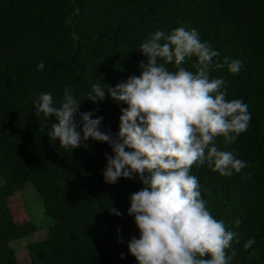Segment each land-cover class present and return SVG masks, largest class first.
<instances>
[{"label": "trees", "instance_id": "1", "mask_svg": "<svg viewBox=\"0 0 264 264\" xmlns=\"http://www.w3.org/2000/svg\"><path fill=\"white\" fill-rule=\"evenodd\" d=\"M177 27L197 29L219 51L220 62L243 61L239 73L225 63L210 75L224 78L227 99L248 105L251 120L238 140L215 141L247 166L224 176L205 162L194 164L192 173L212 214L238 234L226 250L235 252L231 264H264V0H0V264H17L11 242L37 229L18 222L10 206L26 181L54 222L45 241L29 245L28 264H138L128 242L139 237V228L127 209L142 182H106L110 145L90 139L72 150L53 142L48 132L55 118L36 115L34 101L49 91L60 101L68 85L84 100L81 111L102 116V130L117 134L127 105L107 95L93 102L85 94L93 83L115 86L140 75V61L147 62L140 43L157 29ZM195 59L184 66L196 71ZM41 61L45 68L38 70ZM249 238L256 241L255 255L244 248Z\"/></svg>", "mask_w": 264, "mask_h": 264}, {"label": "clouds", "instance_id": "2", "mask_svg": "<svg viewBox=\"0 0 264 264\" xmlns=\"http://www.w3.org/2000/svg\"><path fill=\"white\" fill-rule=\"evenodd\" d=\"M138 50L147 57L146 63L140 61V75L115 86L93 83L85 94L93 102L107 95L127 105L121 108L117 134L102 130V116L81 111L84 100L68 85L60 101L51 91L36 95V115L55 118L48 135L65 148L87 147L90 139L107 142L112 153L105 154L106 182L115 184L121 177L142 182L127 209L139 228V237L128 242L138 264H231L235 252L226 250L238 234L212 214L192 166L207 162L224 176L247 166L215 141L219 136L228 144L238 140L251 120L248 105L241 98L227 99L224 78L210 75L213 66L222 69L225 63L231 73H239L243 61L225 57L220 62L219 51L202 41L195 28L157 29ZM192 57L196 71L184 66ZM36 67L43 70L45 62ZM111 212L123 215L115 207ZM240 223L236 218L237 227ZM255 243L249 238L244 248L252 249ZM255 254L252 249L250 255Z\"/></svg>", "mask_w": 264, "mask_h": 264}, {"label": "rangeland", "instance_id": "3", "mask_svg": "<svg viewBox=\"0 0 264 264\" xmlns=\"http://www.w3.org/2000/svg\"><path fill=\"white\" fill-rule=\"evenodd\" d=\"M10 206L18 222H32L37 228L29 236L20 237L11 242L17 254V264H28L31 261L29 245L45 241L49 236V228L54 222L45 214L39 192L28 181L25 182L23 188L11 196Z\"/></svg>", "mask_w": 264, "mask_h": 264}, {"label": "water", "instance_id": "4", "mask_svg": "<svg viewBox=\"0 0 264 264\" xmlns=\"http://www.w3.org/2000/svg\"><path fill=\"white\" fill-rule=\"evenodd\" d=\"M39 258L41 257V255L38 256Z\"/></svg>", "mask_w": 264, "mask_h": 264}]
</instances>
